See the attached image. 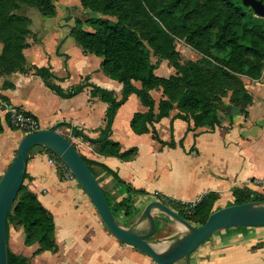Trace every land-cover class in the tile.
I'll list each match as a JSON object with an SVG mask.
<instances>
[{
    "label": "crops",
    "instance_id": "crops-1",
    "mask_svg": "<svg viewBox=\"0 0 264 264\" xmlns=\"http://www.w3.org/2000/svg\"><path fill=\"white\" fill-rule=\"evenodd\" d=\"M61 1L59 12L58 2L53 1L54 18L40 19L37 13L26 11L24 5L16 13L28 19L29 33L23 50L25 70L0 75V178L24 136L8 127L11 110H17L29 113L40 130L70 125L56 130L81 155L116 172L132 189L143 191L145 195L133 198L134 214L130 218L133 223L153 201L166 202L167 206L173 203L188 206L200 203L208 194H216L214 209L218 210L233 205L234 189L247 188L250 193L264 194V69L259 79L247 81L252 102L246 112L230 109L219 117L220 126L213 129H194L192 122L174 118L176 110H173L169 117L154 124V132L136 135L130 128L132 116L146 112V108L135 95H130L113 117L109 139L119 143L121 152L134 149L135 154L127 161L100 156L97 146L74 135L73 128L97 140L106 126L108 105L98 97L92 98L90 88L63 99L32 74L35 67H49L58 78L56 84L64 91L87 78L88 83L121 99L122 85L106 77L101 60L84 53L70 35L76 20L84 23L96 16L84 10L79 0ZM83 28L90 31L86 26ZM190 54L192 58L196 55L192 51ZM169 72L163 61L155 74L168 78ZM135 86L139 88L140 84ZM149 94L156 103L161 98L159 91ZM46 154L40 147L32 151L23 184L53 217L56 251L32 256L38 245L25 246L24 233L15 226L8 229L7 248L15 255L30 258V264H155L106 231L82 189L67 179L61 166L48 164ZM103 182L113 185L111 177ZM163 217L154 215L155 243H163L170 237H164L165 231L159 232ZM168 225L180 230L179 225ZM188 264H264V227L220 231L190 255Z\"/></svg>",
    "mask_w": 264,
    "mask_h": 264
},
{
    "label": "trees",
    "instance_id": "trees-1",
    "mask_svg": "<svg viewBox=\"0 0 264 264\" xmlns=\"http://www.w3.org/2000/svg\"><path fill=\"white\" fill-rule=\"evenodd\" d=\"M258 1L264 5V0ZM79 2L84 10L98 13L101 17L90 18L84 23L76 20L70 35L84 53L101 60V69L106 77L122 85L121 99L117 100L112 92L88 83L87 78L64 91L56 84L58 78L49 67H35L32 74L63 99L73 98L90 88L92 98L98 97L108 105L106 126L97 140L73 128L74 135L97 146L98 155L123 161L134 156V149L121 152L119 143L109 139L110 125L116 111L132 94L146 108V112L132 116L130 128L136 135L154 132V124L169 117L173 110H176L174 118L192 122L194 129L220 126V116L211 96L216 82H221L230 92V106L226 108V114L230 109L246 112L245 109L252 102L246 89L247 81L259 79L264 66V19L255 17L250 9L242 5L241 0ZM21 5L37 10L44 18L56 16L53 0H0V75L25 70L23 50L27 47L29 21L16 14ZM104 17L116 18V21ZM130 21H133V25L127 24ZM84 26L90 31L85 30ZM176 39L199 54L201 63L211 65L213 72L209 73L208 66H202L199 62L180 64ZM162 61H167L175 69L176 75L168 78L157 76L155 71ZM135 83L140 84V87L137 88ZM154 90L161 93L157 103L149 94ZM7 120L11 131H19L17 128L12 130L10 116ZM65 126L70 125L59 124L54 129ZM47 153L54 157L50 152ZM80 156L99 184L107 177L112 178L113 187L121 199L117 200L102 190L116 220L127 224L134 214L133 198L145 193L132 189L105 165ZM26 179L25 172L24 181ZM249 194L247 188L234 189L231 193L233 205L249 202ZM217 198L216 194H208L192 210L187 205L173 203L168 206L188 223L196 219L203 225L209 215L216 211L214 204ZM263 201L264 196H261L256 202ZM162 203L167 206L166 202ZM10 224L23 231L25 246L38 245L32 256L56 251L53 217L24 184L8 214L7 235ZM7 264H30V258L15 255L7 249Z\"/></svg>",
    "mask_w": 264,
    "mask_h": 264
},
{
    "label": "water",
    "instance_id": "water-1",
    "mask_svg": "<svg viewBox=\"0 0 264 264\" xmlns=\"http://www.w3.org/2000/svg\"><path fill=\"white\" fill-rule=\"evenodd\" d=\"M255 17L264 19V5L258 0H241ZM50 152L70 172L94 206L106 231L120 243L133 247L155 264H175L184 261L205 241L230 228L264 227V201H250L218 209L203 225L192 226L160 201L150 202L129 227H123L114 217L103 190L72 144L55 129L39 130L22 137L16 155L0 178V264H7V217L23 185L28 158L33 148ZM155 214H163L183 229V234L168 243H154Z\"/></svg>",
    "mask_w": 264,
    "mask_h": 264
},
{
    "label": "rangeland",
    "instance_id": "rangeland-1",
    "mask_svg": "<svg viewBox=\"0 0 264 264\" xmlns=\"http://www.w3.org/2000/svg\"><path fill=\"white\" fill-rule=\"evenodd\" d=\"M53 1H55V2H58V6H57V9H58V12L60 11V9H59V7H60V4H62L61 2V0H53ZM24 9L26 10V11H31V12H35V13H37V15H38V17L40 18V19H44V17H42L35 9H32V8H29V7H26V6H24ZM94 13V12H93ZM18 14H21V13H18ZM24 15V14H23ZM94 15L96 16V17H101V15L100 14H98V13H94ZM25 16H26V14H25ZM29 18H31V16L30 15H27ZM89 17H91V16H89ZM33 18V17H32ZM104 18H106V19H109V20H111V21H116V18H112V17H104ZM127 24H132L133 25V21H130V22H127ZM175 47H176V50H177V52H178V54H179V56H178V61H179V63L180 64H185L186 62H188V61H192V62H199L202 66H208V72L210 73V72H213L212 70H211V65H206V64H204V63H201V60H200V58H201V56L199 55V54H197L196 52H194L190 47H188V46H186L182 41H180V40H178V39H176V41H175ZM194 52L196 55L194 56V58H192L191 57V54H190V52ZM152 61L154 62L155 61V57L154 56H152ZM163 62V61H162ZM165 63H166V65L168 66V68H169V70H170V74H168L169 75V77L170 76H174V75H176V71H175V69H173L169 64H168V62L167 61H164ZM167 75V74H166ZM165 75V76H166ZM165 78H167V76L165 77ZM211 96H212V99H213V105L217 108V110H218V113H219V116H222V115H225L226 114V112L228 111L226 108L228 107V106H230V101H229V99H230V92L226 89V86L225 85H223L221 82H216V84L213 86V88H212V92H211ZM13 126V125H12ZM16 127H14L13 126V128H12V130H14ZM19 132H21L23 135H25L22 131H20L19 130ZM15 155H16V151H15ZM14 155V156H15ZM64 167V166H63ZM96 169V168H95ZM63 171L65 172V174L66 173H68L69 171L64 167L63 168ZM96 171H98L97 169H96ZM78 185V184H77ZM100 186L102 187V189L103 190H105L108 194H110L113 198H115V199H117V200H120V197L117 195V192H116V190L114 189V187H113V185L112 184H108V183H105V182H102L101 184H100ZM250 196H249V202L250 201H257V199L259 198V197H261V196H264V194H261V193H254V192H252V193H250L249 194ZM189 208H190V210H192L193 209V207H190V206H188ZM159 215H162V216H164L163 217V219H161L162 220V222L160 223V229H159V232H163V231H165L164 232V237H166V236H169L170 235V237L167 239V240H165L163 243H168V242H170V241H172L173 239H175V238H177V237H179V236H181L182 234H183V229L179 226V231H176L174 228H172L171 226H169L168 224L169 223H173L174 225H178V224H176L175 222H173L170 218H168L167 216H165V215H163V214H159ZM132 218V217H131ZM120 224L123 226V227H129V226H131L132 224H133V222H132V220L129 218L128 219V221H127V224H123V223H121L120 222ZM192 226H200V224L198 223V222H196V219H194L191 223H190ZM168 225V226H167ZM10 226H12L11 224H10ZM8 228H9V226H8ZM155 237V235L150 239L152 242H154L155 243V241H153V238ZM158 243H162V242H158ZM8 249V248H7ZM9 250V249H8ZM10 251V250H9ZM184 261H179V262H177V263H175V264H181V263H183Z\"/></svg>",
    "mask_w": 264,
    "mask_h": 264
},
{
    "label": "built area",
    "instance_id": "built-area-1",
    "mask_svg": "<svg viewBox=\"0 0 264 264\" xmlns=\"http://www.w3.org/2000/svg\"><path fill=\"white\" fill-rule=\"evenodd\" d=\"M264 69V66H263ZM10 123L22 131L25 135L30 133H35L40 130V126L38 122L30 115H27L25 112L11 110L10 112ZM47 163L53 166H58L59 163L56 160V157H52L49 154H46ZM66 177L70 181H75L73 176L68 172ZM190 207H194L195 204L188 205Z\"/></svg>",
    "mask_w": 264,
    "mask_h": 264
}]
</instances>
